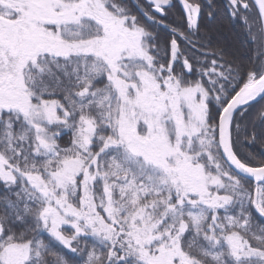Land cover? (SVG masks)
Segmentation results:
<instances>
[{
    "label": "snow or ice",
    "instance_id": "6c2138e0",
    "mask_svg": "<svg viewBox=\"0 0 264 264\" xmlns=\"http://www.w3.org/2000/svg\"><path fill=\"white\" fill-rule=\"evenodd\" d=\"M0 264H264V0H0Z\"/></svg>",
    "mask_w": 264,
    "mask_h": 264
}]
</instances>
